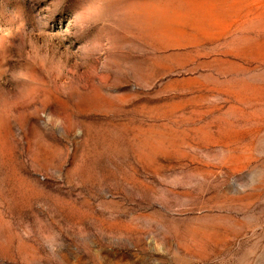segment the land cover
Wrapping results in <instances>:
<instances>
[{
  "label": "rangeland",
  "instance_id": "rangeland-1",
  "mask_svg": "<svg viewBox=\"0 0 264 264\" xmlns=\"http://www.w3.org/2000/svg\"><path fill=\"white\" fill-rule=\"evenodd\" d=\"M0 264H264V0H0Z\"/></svg>",
  "mask_w": 264,
  "mask_h": 264
}]
</instances>
